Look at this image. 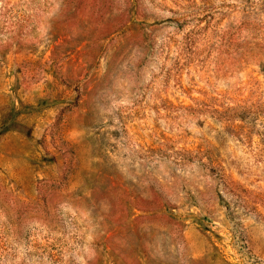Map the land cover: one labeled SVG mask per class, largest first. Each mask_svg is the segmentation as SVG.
I'll return each mask as SVG.
<instances>
[{
	"label": "rangeland",
	"instance_id": "1",
	"mask_svg": "<svg viewBox=\"0 0 264 264\" xmlns=\"http://www.w3.org/2000/svg\"><path fill=\"white\" fill-rule=\"evenodd\" d=\"M0 264H264V0H0Z\"/></svg>",
	"mask_w": 264,
	"mask_h": 264
}]
</instances>
